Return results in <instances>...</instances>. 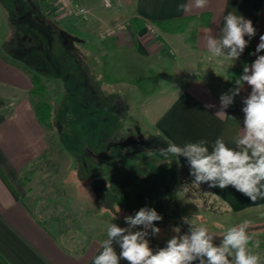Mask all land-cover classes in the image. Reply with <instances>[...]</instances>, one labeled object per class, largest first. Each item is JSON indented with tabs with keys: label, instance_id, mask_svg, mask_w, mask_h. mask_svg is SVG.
Returning <instances> with one entry per match:
<instances>
[{
	"label": "crops",
	"instance_id": "obj_1",
	"mask_svg": "<svg viewBox=\"0 0 264 264\" xmlns=\"http://www.w3.org/2000/svg\"><path fill=\"white\" fill-rule=\"evenodd\" d=\"M76 1L86 6L89 13L87 17H71L67 22L70 28L62 26L50 14L53 0H12L10 5L3 8L6 15L9 12L20 18L29 13L30 20L38 23L37 31L30 32L37 38L33 46L39 50L42 47L41 51L47 46L46 34L55 36L56 33L52 32L59 30L63 35L72 34L80 38L71 40L65 36L64 43L69 46L83 42L84 37L105 39L102 43L111 45L110 52L123 61L146 59L148 63H160L163 69L165 65L162 62H169L174 72L172 82L168 87L161 88L160 82L155 81L154 87L160 88L153 99L144 105L145 115L152 126L167 142L183 144L206 139L210 145L217 137H222L232 146L233 139L240 134L243 126L242 101L251 89L245 84L234 103L224 110L227 116L216 115L220 110V97L207 80L195 73L203 57H211L202 36L211 30L214 35L219 34L223 16L232 11L251 20L256 35L250 39L245 37L249 44L239 57H247L246 64L251 65L256 59V55L251 53H255L259 38L264 35V0H209L206 8L189 11L180 10L178 5L189 4L190 0H112L109 7L104 5L103 0ZM189 18H193L190 20L193 23L183 28L169 26L177 30H163L157 24L158 21L174 19L185 22ZM147 22L156 26L157 34L147 30ZM121 24L123 27L117 29L116 33L102 38L103 31ZM24 26L22 31H28ZM186 28L194 31L190 50L180 38ZM9 35L7 33L4 40L7 43ZM15 36L13 34L14 40ZM14 46V41L13 46L0 42V264H93V258L99 253L107 232L87 230L85 237L77 233L70 236L55 220L79 218V215L77 212L64 215L61 207L56 208L49 201L40 185V169L37 166L46 159L47 128L36 115L38 98L31 90L32 74L42 72L34 61L41 63V60L35 56L30 62L22 49L11 50ZM258 55H264V51ZM191 56L200 57L194 65L189 59ZM177 165L179 174L183 165L190 170L183 157ZM157 175L163 176L164 173L157 172ZM160 181L163 183L165 180L160 178ZM203 185L233 213L240 215L264 208V200L253 203L231 186L221 190L210 188L206 183ZM179 188L180 178L175 187V195L180 202ZM186 211L189 214L184 217L207 218ZM91 214L86 218H110L106 214ZM204 219H201L203 223ZM163 222L168 223L166 220ZM118 223L120 227H127L124 219ZM178 223L182 226L179 227L181 233H186L189 225L182 221ZM166 226V229L160 228L158 235H149L150 246L154 250L164 247L167 240L176 234H168L171 227H175L172 223ZM255 253L264 261V251ZM121 264L127 262L121 261Z\"/></svg>",
	"mask_w": 264,
	"mask_h": 264
},
{
	"label": "rangeland",
	"instance_id": "obj_2",
	"mask_svg": "<svg viewBox=\"0 0 264 264\" xmlns=\"http://www.w3.org/2000/svg\"><path fill=\"white\" fill-rule=\"evenodd\" d=\"M11 2L0 0V42L13 46L14 41L11 50L22 49L30 62L33 57H40L41 63H34L42 71L38 73L45 84L44 99L51 106V117L44 124L46 159L37 170L49 201L56 208L61 207L64 215L74 212L79 215V218H55L66 233L85 237L87 230L107 232L110 223L120 226V219L149 207L163 217L162 221L154 222L159 228L166 229L171 223L175 226L169 227L171 236L174 228L182 227L178 222L188 216L187 209L207 217L193 219L217 235L231 225L250 221L252 251H264V208L240 215L233 213L203 184L198 188L189 186L193 179L180 182L179 202L175 195L180 178L176 161L170 164L158 154L147 155L146 150L156 151L168 143L147 119L144 105L160 87H168L172 82L174 72L169 62H162L163 69L160 63H148L146 59L123 61L110 52L111 45L102 43L105 39L84 37L83 42L69 46L58 29L52 32L55 36L46 34L47 46L41 51L42 47L39 50L33 46L37 38L30 32L37 31L38 23L30 20L29 13L24 18L9 12L6 15L4 8ZM58 6L59 2L53 0L50 14L70 28L67 22L71 17ZM189 23L193 22L188 20ZM24 25L28 31H22ZM188 29L180 38L190 50L192 30ZM7 33H10L8 43L4 41ZM209 57H203L196 75L215 87L226 85L235 72L232 62ZM199 58L189 59L194 65ZM155 81L160 82L159 88L154 87ZM160 178L165 181L160 183ZM91 212L110 218H86Z\"/></svg>",
	"mask_w": 264,
	"mask_h": 264
},
{
	"label": "clouds",
	"instance_id": "obj_3",
	"mask_svg": "<svg viewBox=\"0 0 264 264\" xmlns=\"http://www.w3.org/2000/svg\"><path fill=\"white\" fill-rule=\"evenodd\" d=\"M208 3L209 0H190L178 8L204 9ZM255 35L252 21L232 11L223 16L219 34L214 35L211 30L202 40L212 57L234 63L249 44L245 37L250 39ZM259 40L255 53H251L256 55L254 62L245 64L242 75L235 79V87L220 96V110L216 115L227 116L224 110L234 103L244 85L251 89L242 101L243 126L232 146L217 137L210 145L206 139H200L183 144L168 142L156 151L146 150L147 155L158 154L170 164L185 158L193 177L189 186L198 188L206 183L210 188L221 190L231 186L253 203L264 200V55H258L264 51V35ZM120 211L117 206L116 212ZM162 219L155 208L142 207L134 215L124 217L127 227L110 223L107 238L101 242L93 264H121V261L127 264H264L261 256L252 251L248 220L231 225L217 235L192 217H182V222L189 225L188 231L182 234L179 227L174 228L176 234L164 247L154 250L148 237L161 232L154 222Z\"/></svg>",
	"mask_w": 264,
	"mask_h": 264
},
{
	"label": "trees",
	"instance_id": "obj_4",
	"mask_svg": "<svg viewBox=\"0 0 264 264\" xmlns=\"http://www.w3.org/2000/svg\"><path fill=\"white\" fill-rule=\"evenodd\" d=\"M193 18H189L190 21ZM185 22L182 19H174V20H164V21H158L157 24L163 29V30H177L179 28L185 27L187 24V21ZM184 22V23H183ZM170 25H177V29L170 28ZM60 29L61 27L58 26ZM194 33V31H192ZM232 62V61H231ZM247 62V57L239 58L232 64L235 72L231 74L230 81L221 87H215L212 85V83H208V85L213 89V91L220 97L223 93H227L229 89H232L235 87V79L238 78L243 73V67ZM33 84L34 87L32 88L31 92L36 94L39 98V101L35 104V112L38 116V119L41 123L45 124L48 122V120L51 117V106L48 102L45 101V84L42 80V75L38 72L33 73ZM235 99V98H234ZM180 182L185 183L188 179H193V177L190 176V170L186 166H182L180 169Z\"/></svg>",
	"mask_w": 264,
	"mask_h": 264
},
{
	"label": "built area",
	"instance_id": "obj_5",
	"mask_svg": "<svg viewBox=\"0 0 264 264\" xmlns=\"http://www.w3.org/2000/svg\"><path fill=\"white\" fill-rule=\"evenodd\" d=\"M59 2V10L63 13V14H68L70 17H87L88 13H89V9L80 4L78 1L76 0H57ZM104 5L109 7L112 5V0H103ZM123 25H119L117 27H112V28H108L107 30L103 31L101 33L102 36H107V35H111L116 33L117 29L122 28ZM146 28L148 31H150L151 33L157 34V29L156 26L151 23V22H147L146 23Z\"/></svg>",
	"mask_w": 264,
	"mask_h": 264
},
{
	"label": "water",
	"instance_id": "obj_6",
	"mask_svg": "<svg viewBox=\"0 0 264 264\" xmlns=\"http://www.w3.org/2000/svg\"><path fill=\"white\" fill-rule=\"evenodd\" d=\"M65 36H69V38L71 39V40H78V39H80L78 36H75V35H72V34H65Z\"/></svg>",
	"mask_w": 264,
	"mask_h": 264
},
{
	"label": "flooded vegetation",
	"instance_id": "obj_7",
	"mask_svg": "<svg viewBox=\"0 0 264 264\" xmlns=\"http://www.w3.org/2000/svg\"><path fill=\"white\" fill-rule=\"evenodd\" d=\"M64 37H65V35H64Z\"/></svg>",
	"mask_w": 264,
	"mask_h": 264
}]
</instances>
